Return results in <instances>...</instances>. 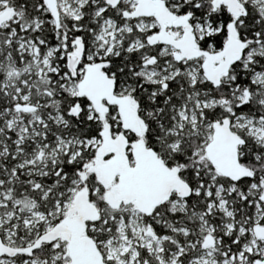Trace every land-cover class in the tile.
I'll use <instances>...</instances> for the list:
<instances>
[{
  "label": "snow or ice",
  "instance_id": "obj_1",
  "mask_svg": "<svg viewBox=\"0 0 264 264\" xmlns=\"http://www.w3.org/2000/svg\"><path fill=\"white\" fill-rule=\"evenodd\" d=\"M0 264H264V0H0Z\"/></svg>",
  "mask_w": 264,
  "mask_h": 264
}]
</instances>
